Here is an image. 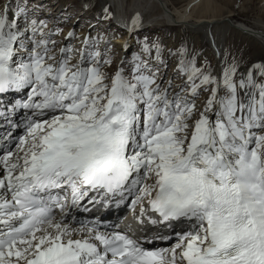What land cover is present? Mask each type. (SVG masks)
<instances>
[{
  "label": "snow or ice",
  "instance_id": "obj_1",
  "mask_svg": "<svg viewBox=\"0 0 264 264\" xmlns=\"http://www.w3.org/2000/svg\"><path fill=\"white\" fill-rule=\"evenodd\" d=\"M54 8L0 0V264H264V58ZM89 205L169 231L77 222Z\"/></svg>",
  "mask_w": 264,
  "mask_h": 264
},
{
  "label": "bare ground",
  "instance_id": "obj_2",
  "mask_svg": "<svg viewBox=\"0 0 264 264\" xmlns=\"http://www.w3.org/2000/svg\"><path fill=\"white\" fill-rule=\"evenodd\" d=\"M154 5L157 12L153 13L148 10L150 15L143 16L141 26L133 35L143 33L141 31L150 32L149 30L152 29L175 30L179 34L188 32L200 36L204 42L210 44L212 55L213 42L217 46H225L227 35L230 36V42L231 36L236 35L234 49L243 47V50L250 51V55L257 59L263 55L264 24L261 20H264V12L260 15V21L254 23L256 26L254 28L253 25L245 22L232 24L229 12L223 11L222 13L220 6H216L214 0H186L173 8L169 7L165 0H129L126 2L125 0H100L97 8L100 12L102 6L112 7L116 25L125 31L124 37H127L132 17L140 14L141 10L153 8ZM126 11H132L133 15L130 18L125 17ZM238 38L243 39L244 42L238 41ZM120 43L122 41L118 40L117 45Z\"/></svg>",
  "mask_w": 264,
  "mask_h": 264
},
{
  "label": "rangeland",
  "instance_id": "obj_3",
  "mask_svg": "<svg viewBox=\"0 0 264 264\" xmlns=\"http://www.w3.org/2000/svg\"><path fill=\"white\" fill-rule=\"evenodd\" d=\"M126 1L129 0H125V2ZM184 1L186 0H165V2H167L168 6L171 8L176 5H180ZM83 2H85V0H50V3L55 5L54 10L57 14H61L63 10L66 9V14L72 16L74 20L80 19L81 17L91 20L94 13H99L97 7L100 5V0H88V2L93 6L92 11H84L81 8V3ZM214 2L217 4L216 6H220L219 9L220 11H222V13H224L223 11L229 12V14L231 15V17L229 18L232 24L245 22L249 25H253L255 28L256 26L254 25V23L260 21V15L264 12V0H214ZM107 7L109 8L113 19L110 21H105L104 23L111 30H113L117 34V36H124L125 31L121 30L120 27L116 25V21L112 11L113 8L109 6ZM156 9L157 8L154 5V7L151 9L147 8L141 10L142 12L139 14V16L141 19H143V16L148 17L150 15L148 10L156 13ZM132 15V11L125 12V17L127 18H130ZM92 22L95 23L94 20H92ZM261 22L264 24L263 19L261 20ZM77 31H80V29L77 28ZM149 31L150 32L141 31L143 33H136L135 35H133L132 44L135 45V37L138 36L139 38L143 39V37L147 35L150 40H158L166 50L168 48L176 49L180 46H186L190 51H201L205 56L209 58L212 57V48L210 47V44L204 42L198 35H194L188 32L179 34V32H175V30L169 29H152ZM229 38L230 36L227 35L225 46L236 50L238 55L242 54L246 59L257 61L264 58V49L262 50L263 55L259 56L257 59L250 55V51L246 52L245 50H243V47L234 49L235 41L237 40L236 35L231 36V42L229 41ZM238 41L244 42L243 39L240 38H238ZM115 43L117 45L118 40L115 41ZM117 47H119V45H117Z\"/></svg>",
  "mask_w": 264,
  "mask_h": 264
}]
</instances>
